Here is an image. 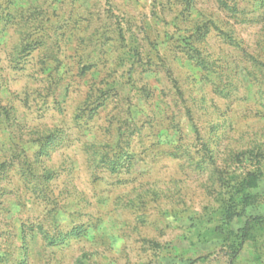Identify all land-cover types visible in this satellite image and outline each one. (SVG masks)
Masks as SVG:
<instances>
[{
    "label": "rangeland",
    "instance_id": "obj_1",
    "mask_svg": "<svg viewBox=\"0 0 264 264\" xmlns=\"http://www.w3.org/2000/svg\"><path fill=\"white\" fill-rule=\"evenodd\" d=\"M0 264H264V0H0Z\"/></svg>",
    "mask_w": 264,
    "mask_h": 264
},
{
    "label": "trees",
    "instance_id": "obj_2",
    "mask_svg": "<svg viewBox=\"0 0 264 264\" xmlns=\"http://www.w3.org/2000/svg\"><path fill=\"white\" fill-rule=\"evenodd\" d=\"M251 177V176H250ZM256 180V177L252 175V179L250 181L247 182V186L248 187H254V182ZM253 199V196L249 193L246 194V197H245V200H244V203H245V206H248L251 204V200Z\"/></svg>",
    "mask_w": 264,
    "mask_h": 264
}]
</instances>
